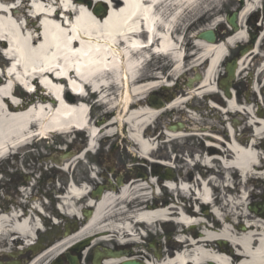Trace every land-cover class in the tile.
I'll return each mask as SVG.
<instances>
[{
	"label": "bare ground",
	"instance_id": "6f19581e",
	"mask_svg": "<svg viewBox=\"0 0 264 264\" xmlns=\"http://www.w3.org/2000/svg\"><path fill=\"white\" fill-rule=\"evenodd\" d=\"M14 1L19 0H12L10 3ZM20 1L19 7L9 11L6 6L9 2L0 0V39L7 41L9 55L15 60L7 76L2 74L3 80H0V163L12 150L20 154L25 148L23 144L28 141L25 138L26 134L29 133V129H34L36 124L43 136H50V133L59 130L67 137L74 128L85 127L94 137L89 144L92 150L95 149V142L102 136L104 130L106 132L104 136H114L116 130L125 129L126 139L142 162L144 160L157 162L152 155L156 147L162 144L159 142L160 139L172 143L184 137L202 136L206 138L209 146L216 147L215 152L210 151L213 154L204 155L200 160L207 167H213V164L219 166L222 169V181L209 178L200 183L192 182L191 185L195 188L186 184V180L177 185L171 181L165 184L169 190L180 191L186 197L198 196L201 205L212 200L210 185L216 184V189H222V184L232 176L235 183L234 191L230 188L223 189L229 194L234 192L236 196L230 201L223 196L224 207H232L237 212L241 210L242 204L239 202L245 199L246 194L245 190L243 192L238 190L241 182L257 178L264 183V108L257 100L254 105L247 99L245 106L226 100L227 112L243 113L244 115L240 117L245 121L244 132L251 131L252 135L249 140L242 136L232 138L227 145L222 144V149L219 147V138L209 133L207 125L202 129L203 133H199L200 131L194 130L197 125L193 116L188 117L186 114L184 115L187 116V122H182V128L176 131L165 130L156 136L148 132L149 126L160 115L171 111L180 112L187 102V96L200 97L216 91L214 85L226 49L246 39L242 22L260 0H245V4L244 0H239L238 4H244V8L238 16L239 27L232 36L222 44L207 43L196 37V51L190 57L183 52L181 38L175 34L178 30L186 33L199 21H211L216 16L213 12L217 7V0H102L108 5L105 7L106 13L103 17L93 14L83 2L54 0L57 6L61 4L65 10H70V13H66L65 25L57 14L51 15L49 7L43 8L39 0H31L33 14L36 16L29 17L26 9L30 1ZM208 29L212 30L213 27L205 30ZM263 38L264 27L261 34V39ZM145 43L151 44L154 54L167 59V67L169 65L172 69L171 77L181 75L186 60L192 58L193 66H188L197 68V72L205 67L200 74V81L192 84L186 96L174 99L161 109L145 104L146 94L158 86L159 83L156 81L161 80L160 76L154 74L148 76L150 78L146 81L140 80L143 76V65L150 54V50L143 45ZM256 54L258 52L242 56L235 78L246 69L244 65L248 57ZM260 60L261 64L257 67L256 73L257 80L255 79L254 83L256 92L264 78V54ZM53 68L58 69L55 72L56 76L66 78L71 91L83 94L84 88L87 87L96 91L100 106L108 108L106 115L116 112V116L97 132L87 122L88 107L83 103L85 100L66 93L63 86H60L65 84L64 80L58 81L54 78L50 80L42 76V73ZM10 72L14 73L17 81L27 89L31 88L29 81L38 77L47 92L37 93L36 103L30 108L15 105L17 101L15 99L8 102L6 98L9 97L10 85L14 83ZM84 84L86 86L83 88ZM192 89H195V95L190 92ZM114 93H117L118 97ZM31 99L34 100L33 97ZM235 122L240 123L238 119H235ZM190 123H193V127L186 129L184 125L190 126ZM227 127L229 128V124ZM233 129L229 130L230 136ZM260 148L263 149L262 152L259 151ZM81 157L82 154L80 157L65 161L63 171H69L72 164H79ZM229 183L230 180L225 186ZM146 188L148 184H140L137 180L130 185L119 187V190L112 188L95 200L87 193V186L70 185L59 210L68 216L79 217L81 212L91 208L92 216L76 234L64 238L30 264H37L48 253L56 257L71 243L89 235L96 236L101 241L113 237L118 242L130 239L136 243L138 237L133 236L134 226L130 219L145 222L149 227H153L171 217V221L177 225L202 227L199 238L189 240L179 236L181 242L179 246H182L179 252L174 254L171 250L173 245H170L166 251H159L158 260L145 257L146 264H264L263 217L250 212H246L245 215L239 213L238 218H245L247 222L241 231L229 225L230 220L223 219L222 206L214 210L215 220L212 222L215 227L214 224L207 225L202 219L194 218L196 213L187 206L178 209L175 207L159 209L154 205H148L144 208L142 202L139 206H133L135 201L148 198L149 193H141ZM41 195L44 196L42 193ZM249 195L255 197L257 194L251 192ZM219 199L221 200L220 197ZM80 203H83V206ZM29 204L34 203L30 201L24 208L15 204L12 208L0 210V246L19 244L21 247H27L33 243L36 230L42 229L44 223L41 216V213H44V206L36 203L34 206L37 210L34 208L32 210L31 207V210H28ZM127 207L131 210H126ZM54 222L58 221L54 219ZM219 241L230 244L234 248L233 253H222V248L214 247V243ZM12 251V257L18 259L17 248L14 247ZM137 256L141 257L136 254L132 259L138 260ZM126 260L111 259L106 264H120Z\"/></svg>",
	"mask_w": 264,
	"mask_h": 264
},
{
	"label": "rangeland",
	"instance_id": "374dc122",
	"mask_svg": "<svg viewBox=\"0 0 264 264\" xmlns=\"http://www.w3.org/2000/svg\"><path fill=\"white\" fill-rule=\"evenodd\" d=\"M9 4H7V8L17 6L19 1H14V3H10L12 0H7ZM78 2H83L85 4V7H91V11H93L97 7L108 5L102 1V0H76ZM102 1V2H101ZM217 7L214 10V14L216 16L211 21H199L194 25L193 27H190L184 37L183 36V30H178L175 35L181 38V44H182V50L185 53L186 56H192V54L196 51L195 41L196 37L199 32L202 30H205L209 28L210 26L214 27L217 26L216 31L220 33V39L223 40L222 37H225L227 31L226 19L230 16L232 12H239L240 7L236 1H229V0H217ZM245 4V0H244ZM31 10L26 9V12H28L29 17L33 18V13H30ZM32 14V16H31ZM222 35V36H221ZM1 48V47H0ZM259 56L261 57L264 52H259ZM260 57L259 63L261 64ZM194 58L190 60H186L184 69H186V66L191 65L193 66V60ZM251 57L248 58L246 64L244 67L246 68L244 72L240 75L241 77L238 79V82L242 81L244 78H250V81H254L256 79V73L258 72V68L252 69L254 64V59H251ZM256 59V58H255ZM7 61L3 59L0 53V68L3 69L4 66H7ZM167 59L165 57H154L152 58V62L149 63L146 66V76H150L151 74L168 78L173 80V78L170 76L171 73V67H167ZM189 66V67H191ZM155 68V69H154ZM194 68V67H193ZM223 71V68L221 69V73ZM193 75L192 70L189 71L186 74L185 78H191ZM246 78V79H247ZM252 78V79H251ZM0 80H3L2 76L0 75ZM250 82V83H251ZM262 84V86H261ZM243 86V85H242ZM259 86L261 89L264 86V78L262 79L261 83H259ZM19 91V92H18ZM19 95L25 96L27 99H29L28 95L23 93L21 89L18 88L17 90ZM262 92V91H261ZM261 98L264 101V91L261 93ZM245 96H247L252 102V104L255 105V101L260 102L261 106L264 108V102L261 101V99H258L259 94L258 91L255 95L253 91L247 90L245 92ZM244 101V100H243ZM193 104V102L191 103ZM26 106V105H25ZM96 108H99L97 106ZM108 110L106 108H103L100 106V109L92 108V117L93 120H96L100 125H104L107 123L108 119L103 117V114L105 111ZM191 110V109H190ZM208 121V124L216 125L217 120L215 119V111L213 110H203L202 111ZM198 114V112H197ZM243 116V115H242ZM198 119V115L195 116ZM220 119H224V116L219 115ZM239 119L240 121V130L243 132V128H245V121L241 120L240 117H235ZM173 122H187V118L181 117L180 115H177L172 119L169 118ZM99 127V126H98ZM163 133L165 128L160 129ZM125 132L123 130V133L120 134L121 137L115 136L110 139H106L107 142L101 143L100 149L98 151V154L95 156L87 155L86 160H82L79 164H72V167L69 171L63 173L60 168H62L65 161L69 159L76 158L80 156L81 151L84 148L85 145V138L83 136L79 137L76 136V139H72V136H68L66 138H60V137H54L49 142H44L38 144L35 148H30L29 150L23 149L20 154L14 158H11L9 160H6L4 162L0 163V210L7 207H13L12 203L17 204L19 201L29 203V200L34 198L33 202H45L44 199H49V208H46L48 215L50 218H44V226L46 228V233L43 234L44 237L39 241L35 243L34 247H21V245H9V246H0V263L6 264L8 262L12 261H18L20 264H29L35 258H39V256L45 254L51 247L54 245L60 243L65 237H69L67 235L63 234L62 224L58 225L57 227H53L51 217H56L57 219H60L61 214L56 210L55 206H53L56 203L57 196L63 194V189H65L70 180L74 182V184L79 187L82 185H86L87 182H99L101 181V178L98 174L104 173L110 175L112 171L108 172L106 166H117L115 167L117 170H120V168H123L124 171L130 170L131 168H145L141 159L136 158V152L135 149L130 145L129 141L125 138ZM105 133V130H104ZM242 134V133H241ZM249 135V131L243 132L242 136L247 137ZM154 136V135H152ZM152 138V137H151ZM72 140V143H70ZM162 139L159 140L161 142ZM199 142V143H198ZM197 144H202V141L198 139V141H195ZM161 144V143H160ZM181 144H184L183 140H178L177 142L172 143H166L165 145L161 147V145L158 147V149L155 151V153L152 155L154 158L158 160H172L174 157V153L179 155V153L174 148L176 145L180 147ZM66 146H69L66 151ZM66 151L68 154L67 158L61 159L60 156L63 154V152ZM259 151H263L262 148H260ZM65 153V152H64ZM179 157V156H178ZM180 158V157H179ZM181 159V158H180ZM182 160V159H181ZM134 163H133V162ZM87 162V163H86ZM71 163V162H70ZM100 163V165H99ZM104 163V164H103ZM175 166L178 168V164L176 161ZM106 168V169H105ZM152 171V168H150ZM146 172H149V167H146ZM94 175H97V178L93 179ZM110 178V176H109ZM224 179V178H223ZM227 179V178H226ZM225 179V180H226ZM59 181V183L57 182ZM231 181V180H230ZM140 184H144V182L139 181ZM227 182V181H226ZM222 184V189L218 188L216 189V184L210 185L212 188V195L214 199V204L216 205V209L222 206V214L223 219H228L231 221V223H228L229 225H233L238 230H240L241 226H245L247 224L245 218H238L239 213L246 214V212H250L248 210L249 206H252L254 204L260 205L264 202V183H261L257 178L253 179L251 182H247L244 184L242 181L240 186L238 187V190L243 192L246 191V194L244 195V200L240 201L241 203V210H238L237 212L231 208H225V199L223 196H226V199L228 201L231 200V198L235 197L236 194L232 192L231 194L226 193L224 191L223 187L224 184ZM232 182V181H231ZM59 184V185H58ZM232 186V184H230ZM58 186H61V189H57ZM192 186V185H190ZM234 186V185H233ZM26 188V189H25ZM195 188V187H194ZM197 188V187H196ZM231 188V187H230ZM235 188V187H234ZM26 190L27 193L22 192V190ZM161 193L163 195V199H161L163 202L168 201L170 202L172 199V202L175 199L176 191L175 192H169L166 191L163 187L161 188ZM216 189V190H215ZM154 191L158 192V189L153 184L151 185L150 182H148V188H146L145 191H142L141 193H149V195L153 194ZM231 191H234L231 188ZM257 194L255 197H252L249 195L250 193ZM42 194H44V197H42ZM28 196L27 198H24V196ZM147 195V196H149ZM198 197V196H196ZM221 198V200L219 199ZM242 197V194H241ZM160 199L152 200L148 204H143L142 207H147L148 205H157L159 204ZM194 198H191L190 201L186 200V204H191L194 202ZM217 201V202H216ZM141 201L137 200L133 204L140 205ZM30 205V204H29ZM47 206V204H45ZM49 209V211H48ZM126 210L130 211L131 208L127 207ZM205 209H201V213H204ZM207 210V208H206ZM209 210V208H208ZM209 212V211H208ZM206 213L204 216H195L196 218H201L205 222H209V220H213V215L211 216V213ZM234 212L236 215H234ZM209 216H206V215ZM214 224V223H213ZM215 227V224L213 225ZM81 226H79L80 228ZM77 228L76 231L79 229ZM179 227L177 225H170L168 227H159L158 224L151 227V232L148 233L147 238H141L140 242L137 243V245L130 243L127 245V247H132L131 250L134 254L138 253H145L150 258L157 259L155 256L156 252H159V249H161V252H164L167 250L168 247L165 248L164 243L166 242V238H163V235H166L165 230L168 231H175L179 230ZM201 230L200 227L194 229L193 234L196 236L197 233L199 234V231ZM49 233V234H48ZM70 234V233H68ZM186 234V233H185ZM39 235V234H38ZM49 235V236H48ZM179 235L178 232H176L175 237ZM188 236V233L186 234ZM111 238V237H110ZM171 242L175 241L173 238H170ZM149 245V246H148ZM143 246H146L148 250L144 249ZM16 247L17 250L20 252L18 255V259L10 258V255L13 253L12 249ZM113 247H118L117 242L115 241H108V242H102L97 243V245L94 247L97 250L102 249H111ZM161 247V248H160ZM142 251V252H141ZM222 253L229 254V247L222 246ZM53 258V255L51 253H48L43 256L41 260L37 264H48V262ZM25 261H29L26 263ZM81 261H86L84 255L81 256Z\"/></svg>",
	"mask_w": 264,
	"mask_h": 264
},
{
	"label": "flooded vegetation",
	"instance_id": "af4514ba",
	"mask_svg": "<svg viewBox=\"0 0 264 264\" xmlns=\"http://www.w3.org/2000/svg\"><path fill=\"white\" fill-rule=\"evenodd\" d=\"M245 23L247 25L246 27L248 29V32L250 34H256L258 38L257 45L255 46L252 43H248L244 41V42L239 43L234 49L230 50V52H227V59L225 60L222 66L223 67V71H222L223 77L226 76V73L224 72V70L226 69L227 65L230 64L235 58L239 57L241 52H244L245 50H249V52H264V38L261 39V32L263 31L262 23H264V8H262L260 13L253 14L252 16H249L248 18H246ZM222 38L224 39L225 37H222ZM257 58L258 57H254V64H253L252 69H256L260 65L259 59ZM240 77L241 76H238L232 82L233 94H234L237 104H241L243 102L245 98V92L248 89L252 88V83H250L251 82L250 78L248 79L246 77L247 79L244 78L242 81L238 82V79ZM190 83L191 82L188 79H179V80L171 81L170 84H168L167 82H160L161 86H158L156 90L152 91L148 96H145V104L151 107H154V108L166 107L167 104L173 101L174 99L181 98L182 96H186V92L189 91L188 87L189 86L191 87L193 84V83L192 84ZM165 85H167V87H165ZM194 91L195 89L190 90V92H192L193 94H194ZM218 93L220 94H208V95L200 97V99L193 98V96H187L186 97L187 103L184 104L180 112L171 111V112H167L165 114L160 115L157 121L154 123V125H152L153 129L149 128L148 132L150 133V135H154V136L160 135L162 133L160 129L163 127L165 128V130H168L170 125H176L180 127L182 122H177V121L173 122L169 118L172 117L173 119L177 115H180L182 118L183 117L187 118V116L188 117L193 116V118L196 121V125H197L194 130L200 131L199 133H203L202 129L206 128L205 126L207 125L209 133L219 138L220 140L219 147L220 149H222V140L224 142H228L231 137L227 125L229 124V127L234 128L233 132L235 136L233 138L236 139L239 137L238 131L240 130L241 124L235 122V119H236L235 114L231 112H227V110L225 109V106H226L225 100H223L222 98V93L220 91ZM114 94L117 95V93H114ZM192 102L193 104H191ZM222 107H224V114H223L224 119L223 120L220 119V117H218L219 115H221L222 117ZM96 109H100V108H96ZM203 110L215 111L214 117L217 120L216 126L212 124H208V121L204 113L202 112ZM187 112L190 114H188ZM184 114H186L187 116ZM114 115H116L115 112L107 116L106 111H105V113L103 114V117L110 120L114 117ZM197 115H198V119L195 117ZM201 115H203L204 117ZM190 124H191L190 126H188L187 124L184 125L185 128L191 129L193 127L192 126L193 123H190ZM181 128H182V125H181ZM198 139L202 141V144L195 143V141H198ZM181 140H183L184 144H181L180 147L177 145L174 147L176 151L179 153V155L174 153V157L172 158L171 161L170 160H158L155 163L143 162V165L141 166H144L145 168L141 169V168L133 167L130 170L127 169L126 172L124 171L123 168H120V170H117L115 168L117 166L115 167H113L112 165L106 166L108 172L112 171L110 175L108 174L104 175V173L98 172L97 175L100 176L101 181L99 182L89 181L88 182V184H90L92 187L90 197H92L94 193H101V192L104 193L108 190H111L112 188L119 190L118 189L119 185L132 184L134 181H137V180L142 181L146 184H148V182L154 181L158 190L160 191H161L163 184L167 181H171L176 184L182 182V180H186L188 184H192V182L200 183L201 181L208 180L209 178H213L215 181L216 180L222 181V169L219 168V166H217L216 164L215 165L213 164V167H207L200 160L201 159L200 157L203 158L204 155L213 154V152H215L217 148L209 146L207 144L206 138L202 136H190L188 138L184 137ZM161 143H162L161 147H163L165 145V140L162 139ZM210 151H213V152H210ZM176 161H177V164L179 165L178 168L175 166ZM146 167H149V170H150L149 172H146L147 171ZM150 168H152V171ZM218 174L220 177L218 176ZM97 175H94V176L97 178ZM98 198L99 197H97L96 199ZM48 205H47V208H49ZM18 206H19V202H18ZM60 222L62 224L61 227L63 229V234L70 233V235H72L75 233L76 229L79 228V226H81V223L77 221L75 217L65 216L64 218L60 220ZM165 232H166V235H163V238H166V242L164 243L165 248L169 247L170 245H173V247L171 248L172 252L175 249L181 250L182 246H179V244H173L169 242V238L173 234H176V231L165 230ZM193 232H194L193 229L189 230L188 232L191 235V237H195ZM94 247L95 246L92 245L86 251V254H85L86 261H83V262L80 261V264H93L94 255H95V252L97 251V249ZM214 247L220 248L216 244H214ZM120 249L122 248L114 249L113 247L112 250L116 252V251H119ZM144 249L148 250L146 246H144ZM100 251H101L102 259H103L106 256L107 250L102 249ZM128 251L133 254L130 248ZM159 251H161V249H159ZM70 254L74 255L73 253H70ZM77 256L79 257L80 255L78 254ZM139 256H141L140 258L142 259H146L145 258L146 256L144 255H139ZM102 261L103 260H101V262ZM61 264H68L65 257L61 259Z\"/></svg>",
	"mask_w": 264,
	"mask_h": 264
},
{
	"label": "water",
	"instance_id": "95a60500",
	"mask_svg": "<svg viewBox=\"0 0 264 264\" xmlns=\"http://www.w3.org/2000/svg\"><path fill=\"white\" fill-rule=\"evenodd\" d=\"M99 12H103V15H105V10H101V9L97 10V13H99ZM233 20H234V17L231 19L232 24H233ZM199 38L201 40L206 41L207 43H215V37L211 31H207V32L200 34ZM234 68H235V63H233L231 66L228 67V69H227L228 80L234 78ZM171 129L173 130L174 128H171ZM249 210L251 212L261 216V217H264V206L260 207L259 211L256 208H251V207H249ZM222 245H226V243L222 242ZM82 249H84V246L76 248L77 251L82 250ZM124 255H128V253H125V254H122V253L110 254L109 253L108 254L109 257H120V256H124ZM98 258H99V255H95L94 260L97 262ZM68 263L69 264H78V260L76 257H68ZM121 264H142V263L135 262L134 260H127V261L122 262Z\"/></svg>",
	"mask_w": 264,
	"mask_h": 264
}]
</instances>
